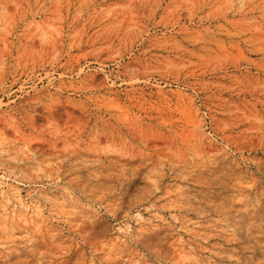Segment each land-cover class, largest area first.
Wrapping results in <instances>:
<instances>
[{
	"label": "rangeland",
	"instance_id": "374dc122",
	"mask_svg": "<svg viewBox=\"0 0 264 264\" xmlns=\"http://www.w3.org/2000/svg\"><path fill=\"white\" fill-rule=\"evenodd\" d=\"M0 264H264V0H0Z\"/></svg>",
	"mask_w": 264,
	"mask_h": 264
}]
</instances>
